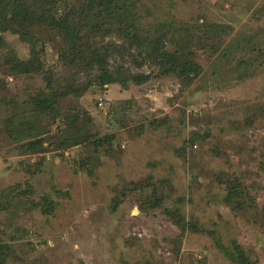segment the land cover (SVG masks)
I'll return each mask as SVG.
<instances>
[{
    "label": "rangeland",
    "instance_id": "obj_1",
    "mask_svg": "<svg viewBox=\"0 0 264 264\" xmlns=\"http://www.w3.org/2000/svg\"><path fill=\"white\" fill-rule=\"evenodd\" d=\"M87 1L84 44L147 80L103 83L40 21L0 18L2 264H231L213 231L264 264V0ZM15 31L45 43L44 109L43 74L9 73Z\"/></svg>",
    "mask_w": 264,
    "mask_h": 264
},
{
    "label": "trees",
    "instance_id": "obj_2",
    "mask_svg": "<svg viewBox=\"0 0 264 264\" xmlns=\"http://www.w3.org/2000/svg\"><path fill=\"white\" fill-rule=\"evenodd\" d=\"M13 1H15V3H13ZM76 1L78 0H0V18L4 22L6 20H17L20 17L25 18L26 16H30L33 19L31 21V25L35 27V29L37 21H40L42 25L38 24L37 26L46 25L49 29L54 31L53 33L56 34V36L61 38L63 49L61 55L59 56L60 61L69 60L70 63L77 64L78 66H82L83 68L90 67L96 68L98 69V71L100 70L102 72V74H100L103 77V83H108L110 85L119 84L121 87L125 88L128 82L140 84L141 82L146 81V76H123V73L126 70L123 69L124 66L120 64L119 67L122 68L119 70V72H117V75L113 76L112 73H109L113 72L112 69H108L110 68V59L113 56L112 53L119 52V47L110 45L109 47L103 46L98 48L97 46L87 47L84 44V41L81 38V28L83 23L80 18V21H77L79 15L77 17V15L73 11L72 3ZM95 6L99 10L106 11L114 8L115 4L114 0L87 1L82 6L84 8L83 10L87 12L86 17L91 11H95ZM120 9H117V13L120 12ZM7 11H11L12 13H10L13 17L7 18ZM59 11H61L60 14ZM75 19L77 23L75 22ZM3 24L6 25H4L5 27H9V25H13L14 22ZM130 26L133 28V30H136L135 24ZM36 32L38 33V29L36 30ZM15 34L21 37V39L28 44L29 55L27 59L22 61L18 60L15 57L12 58L16 61H12V64L9 67V73L16 76L36 73L43 74V79L46 83V87L49 90V95L47 97L39 96L35 105L37 107L39 106L41 109H44L45 104L48 107V105L53 102L51 101V99H53L52 97L56 96L52 88V72L45 68L44 62L42 61V54L44 52L45 43H42L41 39H38L36 36L31 34H26L24 32H21L20 34L16 31ZM151 43L152 42H150L149 45ZM162 53V56H164V52ZM174 62L176 61L170 62L169 65L171 66ZM184 65H186V68L185 66L182 67V73L187 72V67H191L190 63H185ZM177 67L180 68L181 66L178 64ZM177 67H172L171 70L173 72H176ZM120 76L121 79L119 78ZM190 230L193 232H202L201 229L196 228V225L191 226ZM210 234L213 236V239L215 241L214 243L218 250L231 262V264H253L244 249L240 245H238L235 240H230V243L225 246L221 240V237L217 235L216 232L213 231L210 232ZM5 251H8V246L0 245V264L3 263ZM123 264L130 263L124 262Z\"/></svg>",
    "mask_w": 264,
    "mask_h": 264
}]
</instances>
